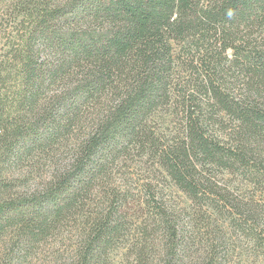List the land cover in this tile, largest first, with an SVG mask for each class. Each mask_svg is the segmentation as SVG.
I'll return each mask as SVG.
<instances>
[{"label":"trees","instance_id":"obj_1","mask_svg":"<svg viewBox=\"0 0 264 264\" xmlns=\"http://www.w3.org/2000/svg\"><path fill=\"white\" fill-rule=\"evenodd\" d=\"M5 8L17 22L16 44L0 60L6 264H24L59 237L72 243L70 264H108L132 231L131 264H229L226 223L201 235L151 185L144 191L155 201L131 228L136 197L114 171L150 156L199 204L216 168L264 176V0H10ZM196 58L209 71L191 84L184 70ZM190 87L204 91L209 109ZM172 108L186 123L173 142L158 124ZM220 113L229 117L225 138L215 132ZM250 218L231 225L246 233Z\"/></svg>","mask_w":264,"mask_h":264},{"label":"rangeland","instance_id":"obj_2","mask_svg":"<svg viewBox=\"0 0 264 264\" xmlns=\"http://www.w3.org/2000/svg\"><path fill=\"white\" fill-rule=\"evenodd\" d=\"M8 2L10 0H0V60L8 53L10 47L16 44L14 38L17 32V22L14 21L15 18H11L5 8ZM231 53L232 51L229 50L225 55L231 58ZM188 64L189 69L184 70L186 82L189 81L192 84L191 81L205 80V75L209 71V68L206 67L207 64L199 58L188 61ZM190 90V92L195 91L193 87H190ZM195 93L198 95L200 103L209 109L208 98L204 91L196 90ZM170 112L172 115L166 119H159L158 124L166 132L169 140L173 142L178 135L179 138L183 136L182 131L186 123L182 108H172ZM218 116L223 117L224 124H216L215 132L225 138L226 131H231L228 128L229 117L223 113ZM224 126H227V130ZM139 157L123 161L114 171L116 185L120 190L122 192L128 190L136 197L134 210L131 212L133 216L128 222L131 228L140 224L146 215L147 204L144 203H147L146 201L149 199L155 201L144 191L145 187L148 188V185H151L153 192H156L157 196L180 219V222L194 227L201 235L207 236V233L213 229H218L219 224L226 223L224 233L227 238L232 240L228 243L230 247L229 264H264V176L257 177L251 174L254 172L246 173L244 170L216 168L214 185L211 187L213 190H209L204 197V203L199 204L176 185L157 161L150 156ZM262 172L264 173L263 170ZM213 208L217 210L215 211ZM238 208L241 210L239 211ZM218 209H222V214L218 212ZM244 216L257 218V220L250 218L252 221L246 227L244 226L247 229L243 228L246 233L240 230V222L237 221L236 225H231L230 220L236 221L243 219ZM5 232L0 234V264H6L4 252L12 244L11 237L8 236L9 232ZM134 234L135 232L132 231L130 239L120 241L116 249L112 251L108 264L133 263V256L129 255V247L131 239H134ZM71 245L68 238L59 237L56 240H50L47 244L41 245L40 249L31 255L24 264H70L73 260Z\"/></svg>","mask_w":264,"mask_h":264}]
</instances>
